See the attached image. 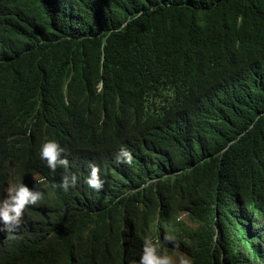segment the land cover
<instances>
[{
    "label": "clouds",
    "instance_id": "clouds-1",
    "mask_svg": "<svg viewBox=\"0 0 264 264\" xmlns=\"http://www.w3.org/2000/svg\"><path fill=\"white\" fill-rule=\"evenodd\" d=\"M42 1L60 14L71 7V0ZM242 12L212 26L222 54L189 51L172 73L160 72L168 65L157 62L142 72L149 78L91 65L65 77L60 92L34 91L19 112L8 103L18 92L0 91L5 168L22 165L32 179H51L62 206L72 194L106 205L131 198L113 217L87 225L59 264H111L93 260L112 249L128 259L124 264H264V163L233 193L171 181L189 173L196 153L210 150L217 133L227 131V119L264 88L263 71L246 76L264 43V12L251 19ZM156 53L167 60L166 50ZM8 120H17V138L1 136ZM42 198L26 184L7 183L0 191V233L18 228L24 211ZM51 214L50 208L40 217Z\"/></svg>",
    "mask_w": 264,
    "mask_h": 264
},
{
    "label": "trees",
    "instance_id": "trees-1",
    "mask_svg": "<svg viewBox=\"0 0 264 264\" xmlns=\"http://www.w3.org/2000/svg\"><path fill=\"white\" fill-rule=\"evenodd\" d=\"M241 11L244 19L259 17L264 0H71V7L61 14L42 0H0V91L12 96L18 92L8 103L15 105L13 112H19L33 100L34 91L60 92L65 77L83 75L91 65L95 66L92 70L103 65L113 75L149 78L142 72L157 62L156 66L168 65L160 72L172 73L196 49L222 54L214 43L218 29L212 26ZM199 20L204 27H199ZM159 47L168 53L164 62L156 53ZM251 58L246 76H258L259 70L264 72V43ZM262 112L264 88L255 102L236 109L235 116L227 119V131L218 132L212 148L196 153L195 166L189 173L173 177L172 183L211 185L221 192L222 186L233 193L264 163V114L255 119ZM1 130L2 137L17 138V120L4 122ZM3 162L0 158V191L9 182L23 183L42 192L43 198L38 205L28 206L18 228L0 235V264H59L69 244L83 240L87 225L113 217L119 205L131 199L106 205L72 194L69 204L62 206L58 192L50 190L51 179H32V172L24 166L9 170ZM50 208L52 214L41 218ZM29 221L33 227L26 228ZM109 252L111 255L93 261H128L116 249Z\"/></svg>",
    "mask_w": 264,
    "mask_h": 264
},
{
    "label": "rangeland",
    "instance_id": "rangeland-1",
    "mask_svg": "<svg viewBox=\"0 0 264 264\" xmlns=\"http://www.w3.org/2000/svg\"><path fill=\"white\" fill-rule=\"evenodd\" d=\"M5 198H6V197H5ZM0 229H1V227H0ZM5 232H6V230H4V231H3V233H5ZM3 233H2V234L0 233V234H1V236L3 235Z\"/></svg>",
    "mask_w": 264,
    "mask_h": 264
}]
</instances>
